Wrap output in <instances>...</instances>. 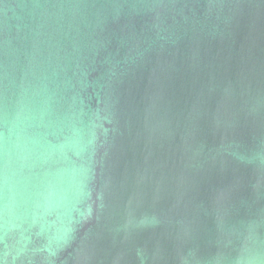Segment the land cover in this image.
<instances>
[{
  "label": "water",
  "instance_id": "obj_1",
  "mask_svg": "<svg viewBox=\"0 0 264 264\" xmlns=\"http://www.w3.org/2000/svg\"><path fill=\"white\" fill-rule=\"evenodd\" d=\"M0 264H264V0H0Z\"/></svg>",
  "mask_w": 264,
  "mask_h": 264
}]
</instances>
